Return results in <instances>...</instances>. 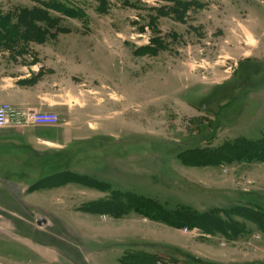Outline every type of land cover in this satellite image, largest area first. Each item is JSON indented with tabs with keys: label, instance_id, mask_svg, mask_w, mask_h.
I'll list each match as a JSON object with an SVG mask.
<instances>
[{
	"label": "rangeland",
	"instance_id": "1",
	"mask_svg": "<svg viewBox=\"0 0 264 264\" xmlns=\"http://www.w3.org/2000/svg\"><path fill=\"white\" fill-rule=\"evenodd\" d=\"M54 5L64 12L49 10ZM0 76L10 83L21 78L41 95L45 111L58 117L53 133L72 122L75 137L90 138L66 149L41 145L17 161L23 176H0L7 230L31 237L39 250L40 257L23 253L20 264H50L51 252L56 264L74 263L71 246L90 264H119L126 249L173 264H264L262 226L238 216H264V158L198 163L239 139L264 137V0H0ZM79 174L108 189L88 187L72 201L61 194L58 202L60 191L43 192ZM15 182H39L33 190L40 191L25 199H36L38 209L18 207L22 188ZM114 191L169 210L215 212L232 234L175 232L132 211L104 215L120 220L109 227L81 213L93 197L107 201ZM13 212L34 216L36 231ZM146 243H177L194 259H166L165 248H129Z\"/></svg>",
	"mask_w": 264,
	"mask_h": 264
},
{
	"label": "crops",
	"instance_id": "2",
	"mask_svg": "<svg viewBox=\"0 0 264 264\" xmlns=\"http://www.w3.org/2000/svg\"><path fill=\"white\" fill-rule=\"evenodd\" d=\"M21 79V78H19ZM18 78L17 79H11L14 82H9L10 80L8 77L2 78L0 76V105L2 104H10L15 108H32V109H37L41 111H45V106L42 103V97L40 94H34L32 91V88H26L23 87L22 81H20ZM35 97V98H34ZM69 110V108H68ZM49 111V110H48ZM45 111V112H48ZM70 123H67L64 125L61 129L62 130H56L53 133V129L57 127L56 126H42V127H35V128H29L25 132H17V130H12V129H5V130H0V176L4 177H21L23 176L22 174V167L19 165L20 160H24V157L26 154L29 152L33 153L35 151H39V147L41 145L45 146L46 148L43 149H66L67 145H70L73 141H87L90 139L86 135H79L75 137L72 133V126ZM70 126V127H69ZM52 133V137L50 134ZM56 133V135H55ZM42 146V147H43ZM56 151V150H55ZM11 161V165L8 163ZM14 162V163H13ZM10 165V166H9ZM59 174H54L53 176L49 177L53 178L58 176ZM81 175V174H79ZM85 176V175H81ZM47 179V178H45ZM20 180V179H19ZM37 183V184H36ZM33 184V186L38 185L39 182H36ZM16 187L18 188L21 186V192L20 194V203L19 206L20 209L26 208H32L33 209H38L35 204V200H25L28 197H34L36 193H38V190H33V186H23L21 183L15 182ZM82 187V188H81ZM91 190H95L93 188H90ZM89 190L88 187L80 186L77 184H66V185H60L56 187H50L46 188L43 190V192H49V193H56L55 191H60V195H56V201L58 202L60 198H63L61 194H64L66 197L70 199V201L74 200L77 195H80L81 193H87ZM28 191L26 194V198H24V193ZM42 191V190H41ZM8 192V191H7ZM5 191L4 193L7 194ZM58 194V193H57ZM85 197V196H84ZM87 197V196H86ZM88 198V197H87ZM87 198L85 200H87ZM99 201V198L93 197L91 202H97L95 200ZM103 199V198H102ZM89 202V203H91ZM18 205V204H17ZM7 208L6 205H3V203L0 202V208ZM73 207H79V205H74ZM72 210V209H71ZM79 213L80 211H76ZM29 213V212H28ZM85 213V212H81ZM86 215H95L101 217L102 221L101 222H111V224L107 225L109 227H112L114 225V221H120L119 219H113L110 216H104V215H99V214H90V213H85ZM12 216L16 217L17 220H20L22 223H25L26 225H30V227L35 230L36 228L33 227V222H34V216L23 218L20 216L19 213L13 212ZM133 215H130L131 217ZM128 217V218H129ZM135 218V217H134ZM39 219V218H38ZM36 220V222L38 221ZM106 219V220H105ZM48 224L51 222L47 219ZM89 222H93L95 224L98 223V221H93V220H88ZM148 222V221H147ZM9 222H6L1 214H0V264H20L22 258H23V253H29L31 256H39V250L38 247H36L33 243V239L29 236H23V235H14L12 230H7L9 229ZM160 225V224H159ZM106 226V227H107ZM165 226V225H164ZM155 227H158L155 225ZM97 228V226H96ZM150 228V227H149ZM102 229V228H101ZM153 229V227H151ZM156 229V228H155ZM174 230V229H172ZM36 231V230H35ZM177 232V230H174ZM17 233H21L20 230L17 229ZM178 236H180L178 234ZM182 236V235H181ZM12 241L15 245V250L14 251H9L6 246H8V240L9 239ZM74 250H76V253H74V263H68V264H90L88 257L83 254L81 251H78V248H75L74 246H71ZM152 247V248H151ZM130 249L132 248H138V249H156V248H165L163 256L166 259L174 258L178 262L180 261L181 258H183V255H186L187 258H193V254L188 253L187 251H183L181 248H178V244L176 243H152V244H136L132 245L129 247ZM128 250V249H126ZM122 253V255L118 258V263L121 264L120 260L122 256L124 255L125 251ZM155 251V250H154ZM84 252V251H83ZM55 255V254H54ZM99 257V260L102 259V256L100 254L94 255L95 257ZM167 256V257H166ZM21 260H19V258ZM40 257V256H39ZM57 256H53L51 252V256L48 258L51 259L50 264H56V258ZM194 259V258H193ZM73 260V259H72ZM184 260V259H183Z\"/></svg>",
	"mask_w": 264,
	"mask_h": 264
},
{
	"label": "trees",
	"instance_id": "3",
	"mask_svg": "<svg viewBox=\"0 0 264 264\" xmlns=\"http://www.w3.org/2000/svg\"><path fill=\"white\" fill-rule=\"evenodd\" d=\"M49 10L63 13L65 9L61 5H54L53 7H50ZM36 12L37 11H33L30 14L34 17L32 18L34 20V14ZM39 30L41 31V29ZM230 145H226L224 149L220 148L209 151L205 155L207 157L206 160L198 161V163H203L205 166H209L228 163L231 161V157L240 159L246 156L248 160H259L264 158V137L258 141L247 140L245 138L239 139L233 145ZM58 177L59 175L56 176V178ZM72 177L71 180L63 181L62 179L57 186L66 185L69 182L74 181L85 187L97 189L100 192H104L109 186L108 184L107 186L106 184H103V182L90 178L89 176L72 175ZM35 187H37V185L34 186V188ZM86 206L87 207L85 208H81L85 213L111 215L112 217L119 218L132 211L151 222L159 223L173 229H198L208 236H213L215 233L221 235L222 233L223 236L228 237V235L230 236L232 234L228 232V226L223 223L221 218H219L215 212L199 213L196 210L185 206H178L174 210H169L157 201L127 192L121 193L114 191L111 199L107 201L101 200L91 202ZM238 216L254 225L262 226L264 230V216H262L261 220L258 217L244 216L243 214H238ZM237 232L240 233L242 231L237 230ZM120 262L121 264H173L168 263L158 254L148 253L144 250H137V252H134L132 255L125 253Z\"/></svg>",
	"mask_w": 264,
	"mask_h": 264
},
{
	"label": "built area",
	"instance_id": "4",
	"mask_svg": "<svg viewBox=\"0 0 264 264\" xmlns=\"http://www.w3.org/2000/svg\"><path fill=\"white\" fill-rule=\"evenodd\" d=\"M58 117L53 112L32 108H15L10 104L0 105V130L29 129L42 126H56Z\"/></svg>",
	"mask_w": 264,
	"mask_h": 264
},
{
	"label": "water",
	"instance_id": "5",
	"mask_svg": "<svg viewBox=\"0 0 264 264\" xmlns=\"http://www.w3.org/2000/svg\"><path fill=\"white\" fill-rule=\"evenodd\" d=\"M44 223V220L41 218L38 220L37 225L41 227Z\"/></svg>",
	"mask_w": 264,
	"mask_h": 264
}]
</instances>
